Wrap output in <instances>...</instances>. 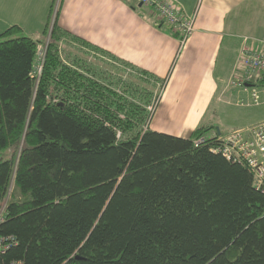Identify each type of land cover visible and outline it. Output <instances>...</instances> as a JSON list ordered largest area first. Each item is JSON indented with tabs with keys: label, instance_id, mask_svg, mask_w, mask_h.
<instances>
[{
	"label": "trees",
	"instance_id": "obj_1",
	"mask_svg": "<svg viewBox=\"0 0 264 264\" xmlns=\"http://www.w3.org/2000/svg\"><path fill=\"white\" fill-rule=\"evenodd\" d=\"M52 8L45 46L0 33V264H264V194L220 131L152 130L167 79L50 24Z\"/></svg>",
	"mask_w": 264,
	"mask_h": 264
},
{
	"label": "crops",
	"instance_id": "obj_2",
	"mask_svg": "<svg viewBox=\"0 0 264 264\" xmlns=\"http://www.w3.org/2000/svg\"><path fill=\"white\" fill-rule=\"evenodd\" d=\"M166 1L183 15L194 16L193 30L183 44L151 6L136 0H59L55 20L118 59L166 78L153 115L163 120L152 130H162L163 124L167 134L187 138L196 128L211 124L210 101L223 96L235 71H242L244 39L247 45L264 41V0ZM54 2L0 0V33L18 25L26 36L39 40ZM188 119L193 120L191 126H186ZM185 130L189 133L183 135Z\"/></svg>",
	"mask_w": 264,
	"mask_h": 264
},
{
	"label": "built area",
	"instance_id": "obj_3",
	"mask_svg": "<svg viewBox=\"0 0 264 264\" xmlns=\"http://www.w3.org/2000/svg\"><path fill=\"white\" fill-rule=\"evenodd\" d=\"M136 2L151 6L158 17L164 20L178 33V40L183 44L193 30L194 16H185L182 11L164 0H136ZM247 38L244 39L246 43ZM250 44H243L240 49V63L242 71L232 80V85L241 88L253 86L264 76V41ZM257 41V40H256ZM40 67L38 68V73ZM256 101V92L252 91ZM200 140L194 143L198 144ZM218 152L227 160H233L245 164L253 173L254 185L264 194V122L257 124L247 131L243 136L239 133L229 134L224 138L218 147ZM12 179L4 190L3 197H0V224L6 218L7 204L10 198ZM11 238L0 239V254L11 244ZM10 264H23L12 262Z\"/></svg>",
	"mask_w": 264,
	"mask_h": 264
},
{
	"label": "rangeland",
	"instance_id": "obj_4",
	"mask_svg": "<svg viewBox=\"0 0 264 264\" xmlns=\"http://www.w3.org/2000/svg\"><path fill=\"white\" fill-rule=\"evenodd\" d=\"M58 3H59V0H55L54 2L55 5L53 4L52 6L53 8H52L51 16H50V24L54 20ZM39 40L44 41L45 39H43L42 37ZM45 45H46V40H45L44 46ZM44 46L42 45V42L38 46L37 65L35 66V71H34L36 75H38V68L41 67V64H42L44 51H45ZM112 55L117 58L116 55L114 54ZM122 61L127 62L128 64L131 65V67L134 66L131 62H128L126 60H122ZM134 67L138 70H142L136 66ZM131 69L132 68H130L128 72L134 71L133 69L132 70ZM128 72H126V74ZM169 72H171V69ZM235 72H236L235 76H238V74L241 72L240 68H238ZM116 74L118 75V77H120V72H116ZM123 75L125 74L121 75L124 78ZM253 90L256 92V96H257L256 101L254 100V97L252 96ZM232 91L233 93L230 94ZM210 103H211V109L208 114V120L211 123L210 125H213L215 129L220 131L221 136L225 137L233 133H239L243 136H246L247 131L249 129L255 127L259 123L264 122V87L251 86L247 88H241V87H236V86L233 87L231 85L229 90L226 93H224L223 96H220L218 98L215 97L212 101H210ZM157 117L158 116H154L153 122H152V118L149 119V121H151V129H152V125L153 126L158 125L163 120V118L161 117L157 118ZM192 121L193 120L188 119L186 126L188 125L191 126ZM161 127L162 128L160 129L162 130H154V131L166 133L164 132V130L165 129L167 130L168 128H164L163 124H161ZM188 131L189 130H185L183 135L185 133L188 134L189 133ZM184 137H187V136H184ZM9 155H10L9 153L3 154V157L5 159H9L10 158Z\"/></svg>",
	"mask_w": 264,
	"mask_h": 264
}]
</instances>
